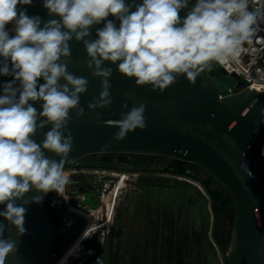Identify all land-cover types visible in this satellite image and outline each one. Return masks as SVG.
<instances>
[{
  "label": "clouds",
  "instance_id": "obj_1",
  "mask_svg": "<svg viewBox=\"0 0 264 264\" xmlns=\"http://www.w3.org/2000/svg\"><path fill=\"white\" fill-rule=\"evenodd\" d=\"M32 2L0 0V75L13 77L2 85L0 94V205L5 206L0 211V264L18 251L17 241L5 233L14 229L19 238L26 234V206L41 204V193H62L69 183L65 164L74 150L71 113L77 119L85 115L80 100L89 87L86 77L68 70L70 41L82 43L84 64L100 81L101 91L87 104L100 122L97 110L113 103V67L106 62L134 79V87L150 86L163 93L181 76L195 86L213 62L236 61L245 45L255 55L254 41L264 40L257 35L264 31V0H196L183 19L179 12L189 0H143L135 5L125 0H43L48 15L59 17L43 26L40 16H29L23 7ZM109 16L120 21L119 27L106 19ZM102 22L91 39V27ZM10 24L11 29H6ZM30 101L42 102V111ZM122 108L128 110L119 119L103 121L118 128L105 148L147 128L145 103L129 109L125 102ZM260 113L254 132L264 124V108ZM49 125L37 143L33 137ZM46 152L59 160L48 158ZM30 192L37 195L26 196ZM96 264H103L101 258Z\"/></svg>",
  "mask_w": 264,
  "mask_h": 264
},
{
  "label": "water",
  "instance_id": "obj_2",
  "mask_svg": "<svg viewBox=\"0 0 264 264\" xmlns=\"http://www.w3.org/2000/svg\"><path fill=\"white\" fill-rule=\"evenodd\" d=\"M125 2L135 5L141 4L143 0ZM195 3L196 0H189L187 8L180 10L181 19L186 17ZM23 7L29 16L41 17V26L49 19H59L48 15L43 0H33L32 5ZM132 11H135V6ZM106 19L113 20L119 27L120 21L115 17ZM103 26L102 22L91 27V39L96 38V30ZM70 47L72 56L68 70L77 76L86 77L89 87L80 100L85 115L77 119L75 113H71L73 120L69 129L74 137V150L69 154L65 168L84 156L101 153L123 154L132 161L146 165L158 156L168 157L178 164H197L211 174L233 198L234 221L230 246L225 254L227 263L264 264V156H261L264 150V124L260 125L258 132L253 131L255 121L262 118L260 109L264 108V94L247 91V84L240 83L234 94L220 99L216 85L204 73H201L193 87L181 76L163 93L153 92L150 86L134 87V79L122 76L116 71L115 65L106 62V66L113 67V103L108 109L97 110L101 113V121L96 122L95 113H89L87 104L101 91L100 81L91 77L84 64L86 53L82 43L73 39ZM12 79L0 75V94L3 93L2 85ZM202 82L207 84L206 88L201 86ZM125 102L129 109L134 104L145 103L147 128L136 129L122 141L111 142L105 148L118 128L103 121L119 119L120 113L128 110L122 108ZM30 103L38 112L42 111V102ZM50 127H45L33 139L40 143L44 139L43 132L50 130ZM45 154L50 159L59 160L54 153ZM33 195L37 193L26 194L29 197ZM41 195V204L26 206V234L19 238L14 229L5 233L6 237L16 240L18 244L17 253L10 255L5 264H49L56 240L65 225L56 226L49 220L44 205L47 194ZM4 207L0 205V211ZM0 221H3L2 217ZM213 260L216 264L214 257Z\"/></svg>",
  "mask_w": 264,
  "mask_h": 264
},
{
  "label": "rangeland",
  "instance_id": "obj_3",
  "mask_svg": "<svg viewBox=\"0 0 264 264\" xmlns=\"http://www.w3.org/2000/svg\"><path fill=\"white\" fill-rule=\"evenodd\" d=\"M11 27V24L6 25V29H11ZM206 74L214 82L220 93L226 94L229 88H234L236 85L235 77L226 74L218 66H213L211 71L207 70ZM171 161L172 159L168 157H156L150 164L143 167L141 173L142 181L145 184L155 182L178 186L183 182L182 180H186L199 187V184L190 178L163 171L162 169L170 164ZM74 169L75 166L71 165L65 169V172ZM97 171V177L101 178L106 170L99 168ZM199 174L204 175L205 172L199 171ZM137 176L133 172H122L120 175L121 179L114 190L111 189L113 183L110 181L105 182L107 188L104 196L105 203L100 207L99 211L102 213L100 217L105 218L108 225L105 228L106 233L99 241L98 250L93 249L92 252L88 251V253L91 252L90 254H85L83 236L86 235V232L82 231L76 238L67 236L60 240L59 248L52 257L50 264H96L99 258H101L103 264H149L154 248H152L153 239L164 227L163 221L167 210L162 204L152 207L149 203L148 191L144 188L142 192L135 191L133 181L138 179ZM125 177L129 179L128 182L124 180ZM200 189L198 188V190ZM113 209L115 210V215L112 220H109L108 213L113 211ZM208 209H210L209 205ZM114 218L118 219L116 229L113 227ZM89 219L93 220L92 218ZM81 222L84 224L83 219ZM224 226L229 228L227 224H224ZM211 230L212 223L207 233L202 235V241L208 243L216 259V264H225L223 254L216 245ZM87 232H90V229ZM103 251L108 253L106 260L102 259L101 252Z\"/></svg>",
  "mask_w": 264,
  "mask_h": 264
},
{
  "label": "trees",
  "instance_id": "obj_4",
  "mask_svg": "<svg viewBox=\"0 0 264 264\" xmlns=\"http://www.w3.org/2000/svg\"><path fill=\"white\" fill-rule=\"evenodd\" d=\"M206 72L207 69L203 73L208 77ZM84 159L87 160L85 165L92 167L114 168L117 166L116 162L135 163L118 153L91 154ZM162 170L190 178L203 190L186 180L173 187L157 185L155 182L143 183V188L149 194L150 205L154 207L162 204L167 210L163 221L165 228L153 239L154 248L149 264H214L211 248L206 241H202V235L207 233L211 223L213 239L223 254L224 263L228 264L225 254L230 246L234 221L232 195L197 164L183 165L172 160ZM199 171H204L205 174L200 175ZM101 255L104 260L108 258L105 251Z\"/></svg>",
  "mask_w": 264,
  "mask_h": 264
},
{
  "label": "flooded vegetation",
  "instance_id": "obj_5",
  "mask_svg": "<svg viewBox=\"0 0 264 264\" xmlns=\"http://www.w3.org/2000/svg\"><path fill=\"white\" fill-rule=\"evenodd\" d=\"M85 157L86 156L82 157L72 164L75 166L74 170L65 172L67 173L65 175L68 177L69 183L65 186L64 191L58 194V197L55 192H50L44 200L49 220L56 226L65 225V229L56 240L52 257L59 248L60 240L67 236L69 238H76L82 231H84V233L86 232L84 236H88L87 238H83V246L86 251L85 254L88 255L93 249L98 248L99 241L106 233L105 228L108 225L106 219L100 217L102 213L99 212L100 207L105 203L104 196L107 191L106 181L113 183L111 189L114 190L121 179L120 175L122 172H133L138 175V179L133 181L135 191L142 192L143 189L144 182L141 178L143 170L142 163L133 161L135 163L124 162L118 164V162H116L117 166L114 168L106 166L92 167L85 165V163H87V160L84 159ZM99 168L106 170L101 178H98L96 175V172H98L97 169ZM124 180L127 182L129 181L127 177H125ZM86 200L88 201L85 202ZM66 208L72 212H69ZM114 211L113 209V211L108 213L109 220H112L114 217ZM82 219L84 220V224L81 222ZM117 222L118 219L116 218L113 223L115 229L117 228ZM91 224L92 226H90ZM89 229L90 232H87ZM88 251L91 252L88 253Z\"/></svg>",
  "mask_w": 264,
  "mask_h": 264
},
{
  "label": "built area",
  "instance_id": "obj_6",
  "mask_svg": "<svg viewBox=\"0 0 264 264\" xmlns=\"http://www.w3.org/2000/svg\"><path fill=\"white\" fill-rule=\"evenodd\" d=\"M261 27L264 28V25H261ZM257 35L264 38V31L259 32ZM252 47L257 49L255 55L250 52L249 46L245 45V51L241 53L236 61H229L224 64L213 62L212 67L218 66L223 72L234 76L236 79L234 88H229L226 94L219 92L220 99L234 94L240 83L247 84L245 88L247 91L264 94V40L261 42L254 41Z\"/></svg>",
  "mask_w": 264,
  "mask_h": 264
},
{
  "label": "bare ground",
  "instance_id": "obj_7",
  "mask_svg": "<svg viewBox=\"0 0 264 264\" xmlns=\"http://www.w3.org/2000/svg\"><path fill=\"white\" fill-rule=\"evenodd\" d=\"M109 202V201H108ZM100 212V211H99Z\"/></svg>",
  "mask_w": 264,
  "mask_h": 264
}]
</instances>
